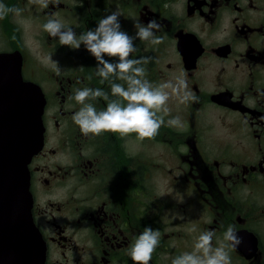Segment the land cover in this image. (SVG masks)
<instances>
[{"label":"flooded vegetation","instance_id":"af4514ba","mask_svg":"<svg viewBox=\"0 0 264 264\" xmlns=\"http://www.w3.org/2000/svg\"><path fill=\"white\" fill-rule=\"evenodd\" d=\"M0 3L22 10L0 19V53L19 52L23 79L46 98L44 144L29 163L46 264H134L129 246L146 226L160 231L149 264H171L200 233L215 232L216 246L230 225L243 241L229 250L231 264H264V0ZM117 8L130 36L135 22L161 25L160 44L134 41L130 58H153L146 79L182 77L197 98H171L164 119L179 116L183 126H161L154 139L84 136L69 96L85 87L110 92L109 83L83 45L61 46L42 28L54 15L79 35ZM49 55L60 75L42 62ZM91 103L106 107L102 98Z\"/></svg>","mask_w":264,"mask_h":264},{"label":"clouds","instance_id":"9594fccd","mask_svg":"<svg viewBox=\"0 0 264 264\" xmlns=\"http://www.w3.org/2000/svg\"><path fill=\"white\" fill-rule=\"evenodd\" d=\"M29 4L47 8L49 3L59 4L60 0H28ZM9 13L20 17L22 10L9 8L0 3V19ZM119 9L98 18L97 26L79 35L54 15L42 25L50 37L58 40L59 45L79 50L81 45L96 60V75L101 82H108L109 91L101 88L76 89L69 100L75 101L80 107L72 115V121L79 127L84 136H99L103 133L118 134L121 138L135 134L140 141L154 139L161 126L181 128L179 116L165 121L164 115L169 114L166 107L171 98L179 103H186L197 98L188 91L186 79L177 77L159 84L146 79L145 66L153 58L143 56L130 58L136 51L134 41H148L153 45L162 42L155 32L161 25L150 20L146 25L135 22V36L123 31L120 23ZM107 57V59H105ZM51 65L56 75L61 74L58 61L46 56L43 61ZM103 99L106 107L97 109L91 101ZM163 113V115H161ZM215 232L204 231L195 239L192 250L185 251L171 259V264H231L229 250L236 249L243 241L233 226L223 233L220 242L214 246ZM160 243V231L146 226L134 242L129 246L128 255L134 264H149L152 254Z\"/></svg>","mask_w":264,"mask_h":264},{"label":"water","instance_id":"95a60500","mask_svg":"<svg viewBox=\"0 0 264 264\" xmlns=\"http://www.w3.org/2000/svg\"><path fill=\"white\" fill-rule=\"evenodd\" d=\"M19 53L0 54V264H45L28 164L43 145L44 98L24 83Z\"/></svg>","mask_w":264,"mask_h":264}]
</instances>
